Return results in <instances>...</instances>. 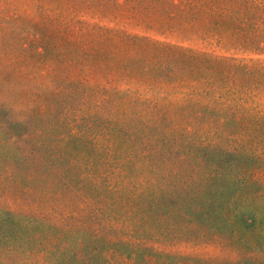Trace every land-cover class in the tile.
<instances>
[{"label": "rangeland", "instance_id": "obj_1", "mask_svg": "<svg viewBox=\"0 0 264 264\" xmlns=\"http://www.w3.org/2000/svg\"><path fill=\"white\" fill-rule=\"evenodd\" d=\"M221 1L217 7L199 0V12L192 13L186 6H169L167 0H0V207L45 208L54 196L46 183L37 179L28 182L19 176L8 178L3 170L16 175L42 173L46 149L62 132L72 127L82 133L87 127V136L97 130L101 119L110 118V124L120 122L105 106L95 104L101 87H129L141 99L158 98L170 119L158 123V127L147 123L143 131L133 125L126 127L136 144L165 139L155 144L154 155L161 151L159 148L164 149L163 155L168 152L167 146L175 145L171 147L177 154L189 156L188 162L193 165L201 155L212 161L228 149L241 154L256 145L254 150L259 151L264 138L251 137L240 123L227 117L241 118L246 115L244 111H220L216 106L210 114L200 106L173 107L184 101L189 85L219 77L221 90L226 93L219 102L240 96L242 105L252 108V115L264 109V73L260 72H264V0L250 1L247 10L243 9L245 0ZM177 49L192 52L204 76L189 75L177 62L174 66L173 50ZM52 90L61 92L52 98L48 95ZM25 116L24 127L36 134L27 141L9 136L19 130L14 124ZM118 125L116 122L115 127ZM30 148L33 155L23 157L15 166L14 159ZM251 170L264 183V170L255 163ZM258 202L263 204L262 199ZM66 203L65 207H70L69 199ZM158 212L160 215L163 208ZM172 219L181 223L175 215ZM200 232L207 235L198 226L191 233L186 229L185 235L138 238L145 239L144 244L153 250L172 255L234 257L229 248L219 247L210 236L207 241L187 238ZM122 237L135 239L125 234ZM222 237L226 245H235L228 235ZM34 244L33 240H23V247L33 253ZM257 245L255 250L264 258V237ZM35 254L34 264H51L39 252ZM144 255L145 261L118 255L110 257L107 264L152 262V257ZM17 257L20 259L2 250L0 264H16ZM164 264L177 263L168 259Z\"/></svg>", "mask_w": 264, "mask_h": 264}, {"label": "trees", "instance_id": "obj_2", "mask_svg": "<svg viewBox=\"0 0 264 264\" xmlns=\"http://www.w3.org/2000/svg\"><path fill=\"white\" fill-rule=\"evenodd\" d=\"M198 1L178 0L172 3L167 0V4L171 7L186 6L196 13L200 10ZM250 1L245 0L243 9L251 7ZM204 2L218 4L219 7L223 1L201 0V4ZM177 50H173L174 66L177 62L189 75L204 76L200 65L194 63L192 52ZM163 76L172 78L169 74ZM216 80L202 79L195 85H189L184 101L173 107L200 106L210 114H213L210 109L216 106L220 111L224 108L244 111L246 115L241 118L233 119L231 114L227 117L240 123L243 132L262 140L264 109L252 115V108L244 107L240 96L225 103L219 102L226 93L221 90L220 78ZM60 92L52 90L48 95L55 98ZM141 98L129 87H101L95 104L105 106L109 115L114 113L118 116L120 122L116 120L119 123L117 127L114 121L110 124L108 117L100 120L97 130L94 129L91 135L84 136L89 131L87 127L82 133L70 127L46 149L49 161L45 159L42 173L28 171L16 175L12 171H2L8 178L19 176L28 182L36 179L44 182L50 186L54 196L45 208L0 207V251L3 250L7 256L19 255L16 264H34L36 252L51 264H67L69 261L75 264H107L110 257L118 255L132 261H145V253L152 257V262L147 264H164L168 259H174L177 264H182V261H188V264H264L262 253L255 250L258 241L264 237V209H261L264 205V183L261 178L254 177L251 170L254 163L264 170V146L255 151L254 145L253 150L241 154L228 149L212 161L201 155L193 165L188 162L189 156L177 154L171 147L175 145L167 146L168 152L163 155L164 149L159 148L161 151L154 155L153 151L157 150L155 144L159 140L163 143L165 139H146L137 145L126 127L133 125L143 131L147 123L158 127V123L172 116L161 109L157 97ZM42 112L39 111V115ZM27 117L14 124L21 129L9 136L27 141L36 134L24 127ZM32 153L33 148H30L14 159V164H19L23 157L25 159ZM66 199H69L70 207H65L64 204L68 205ZM261 199L263 204L258 202ZM160 207L163 212L158 215ZM173 215L181 223L173 220ZM198 226L207 235L200 232L187 237L189 240L207 241L210 236V240L219 247L229 248L234 257L172 255L155 251L144 244L145 239L138 238L140 235L161 238L168 233L180 236L185 235L186 229L191 233ZM123 234L132 236L134 241L123 238ZM222 235L234 239L235 245H226ZM23 240L34 241L35 253L23 247Z\"/></svg>", "mask_w": 264, "mask_h": 264}]
</instances>
